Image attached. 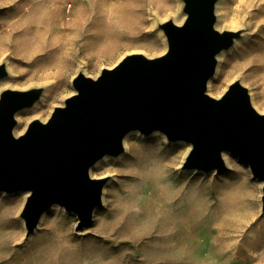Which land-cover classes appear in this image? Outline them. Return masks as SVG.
<instances>
[{
    "label": "rangeland",
    "instance_id": "rangeland-1",
    "mask_svg": "<svg viewBox=\"0 0 264 264\" xmlns=\"http://www.w3.org/2000/svg\"><path fill=\"white\" fill-rule=\"evenodd\" d=\"M180 3L61 0L50 5L47 0H0V23L18 16L40 18L41 32L33 25L30 30L45 42L27 55L21 56L13 43L0 54L8 69L0 79V91L44 87L33 106L17 111L15 133L33 118L45 120L55 105L62 104L73 91L71 79L77 71L95 76L126 53L160 54L166 41L157 32V22L182 21ZM60 10L67 11L61 23ZM215 13L218 28L242 27L248 35L218 57L208 93L221 94L239 79L253 106L264 112V68L251 64L252 57L264 51L252 42L257 32L254 6L250 0H218ZM4 28L0 25V33ZM17 37L14 34L10 40ZM36 70L48 71V76L31 77ZM46 81L51 83L47 91L40 83ZM187 151L185 142H170L161 132H130L123 153L105 156L91 167V176L108 180L102 205L78 230L76 215L54 205L25 238L19 217L25 193L0 192V264H176L178 249L182 264H264L261 182L230 152H224L226 168L219 172L181 170ZM166 162L171 163L169 171L163 169ZM58 224L66 236L54 230Z\"/></svg>",
    "mask_w": 264,
    "mask_h": 264
},
{
    "label": "water",
    "instance_id": "water-1",
    "mask_svg": "<svg viewBox=\"0 0 264 264\" xmlns=\"http://www.w3.org/2000/svg\"><path fill=\"white\" fill-rule=\"evenodd\" d=\"M180 2L182 21L157 22L166 41L160 54L126 53L95 76L77 71L63 103L20 133L14 131L17 111L33 106L44 87L0 91V192L25 193L19 212L25 238L54 205L76 215L75 230L90 223L108 180L91 176L90 169L123 153L132 131H158L188 144L181 170L219 172L226 168L224 152L235 154L261 182L264 212V112L239 79L218 96L207 90L218 55L244 30L218 28V0ZM7 74L1 61L0 79Z\"/></svg>",
    "mask_w": 264,
    "mask_h": 264
},
{
    "label": "bare ground",
    "instance_id": "bare-ground-1",
    "mask_svg": "<svg viewBox=\"0 0 264 264\" xmlns=\"http://www.w3.org/2000/svg\"><path fill=\"white\" fill-rule=\"evenodd\" d=\"M60 1L61 0H47V3L50 5H53V4L58 3ZM250 3H252V6H254V9H255L254 23L256 26V30H257V32L255 33V38H253L252 42H253V44H256L258 47L264 48V0H250ZM66 13H67V11H66ZM66 13L64 10H60V13L58 15V22L61 23V21H63V18L66 16ZM182 16H183V13H182ZM138 22H140V20ZM242 23L243 22H240V24H242ZM3 24L5 25V28H4L5 32L0 33V54L3 51L7 50L12 43L18 46V49L21 53V56L27 55L29 53H34L40 45L42 46L45 44L43 37H39L37 35H34V33H32L30 30L32 25H33V26H35V29H34L35 31L41 32L42 29L39 26H41L42 20L40 18L32 20L30 17H25L23 19H20V17L18 16L10 22H1L0 23V25H3ZM7 28H9V30L6 32ZM157 32L162 33L161 30L158 28H157ZM14 34L19 35V37H17L14 40V42H12L10 40V36H13ZM247 35H248V32H244L243 35L239 39L235 40L233 46H236L237 44L242 42L245 38H247ZM223 52H225V51H222L218 55V57L221 56V54ZM251 64L253 66H255L256 68H264V51H263V53H261L260 56L252 57ZM10 72L13 75V71H10ZM12 75H10V77ZM47 76H48V71H45V70H41V71L36 70L31 74V77H35L37 79H42V78H45ZM40 83H43L46 85V87H45L46 91L51 86L50 81L40 82ZM218 95H216V96H218ZM153 154L154 153L151 151L150 154L148 155L149 159ZM170 168H171V163H168V162L163 163V169L165 171H169ZM250 199H252V198H250ZM63 229H64V227L61 224H58L54 228L55 231H60L61 236H66L67 233L65 231H63ZM1 238H9V237L3 236ZM177 255L178 256H177L175 263L176 264H182L183 263V260H182L183 256H182V251L180 249L177 250Z\"/></svg>",
    "mask_w": 264,
    "mask_h": 264
}]
</instances>
